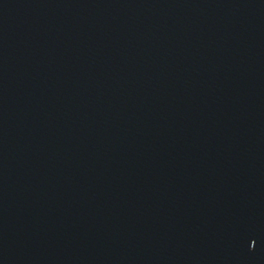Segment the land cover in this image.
Here are the masks:
<instances>
[{
  "label": "water",
  "instance_id": "95a60500",
  "mask_svg": "<svg viewBox=\"0 0 264 264\" xmlns=\"http://www.w3.org/2000/svg\"><path fill=\"white\" fill-rule=\"evenodd\" d=\"M0 264H264V0H0Z\"/></svg>",
  "mask_w": 264,
  "mask_h": 264
}]
</instances>
